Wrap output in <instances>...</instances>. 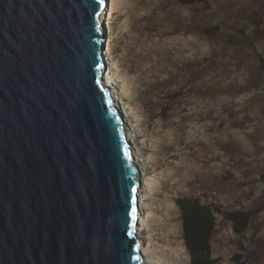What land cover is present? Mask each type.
<instances>
[{"label":"rangeland","instance_id":"1","mask_svg":"<svg viewBox=\"0 0 264 264\" xmlns=\"http://www.w3.org/2000/svg\"><path fill=\"white\" fill-rule=\"evenodd\" d=\"M109 1L107 79L141 171L146 263L192 264L177 203L190 198L214 211L218 264H264V0ZM149 85L151 123L137 90ZM234 212L251 215L242 233Z\"/></svg>","mask_w":264,"mask_h":264},{"label":"water","instance_id":"2","mask_svg":"<svg viewBox=\"0 0 264 264\" xmlns=\"http://www.w3.org/2000/svg\"><path fill=\"white\" fill-rule=\"evenodd\" d=\"M109 2L0 0V264H147Z\"/></svg>","mask_w":264,"mask_h":264},{"label":"trees","instance_id":"3","mask_svg":"<svg viewBox=\"0 0 264 264\" xmlns=\"http://www.w3.org/2000/svg\"><path fill=\"white\" fill-rule=\"evenodd\" d=\"M136 45L137 40L134 38L130 46L131 49L128 58L131 61V70L140 73V59H138L140 55L139 51L136 49ZM139 78L142 80L143 75L140 74ZM143 81L144 80L140 82V85H144ZM137 90H140L141 94L144 96V109L146 114H148L149 123H151L156 115L155 108L158 95L151 85L145 90H142V87H139ZM169 122H171V120H169ZM174 127L177 130V127ZM170 142L173 146L174 140L172 138ZM162 163L164 166H167L164 160H162ZM177 203L182 213L185 241L192 258V264H218L217 261L212 258L211 249V240L216 227V218L213 209L203 205L198 199L181 198L177 200ZM250 217L251 215L249 213L244 212H234L227 215V218L233 223L237 233L245 231L249 225Z\"/></svg>","mask_w":264,"mask_h":264},{"label":"bare ground","instance_id":"4","mask_svg":"<svg viewBox=\"0 0 264 264\" xmlns=\"http://www.w3.org/2000/svg\"><path fill=\"white\" fill-rule=\"evenodd\" d=\"M110 12H109V7L107 8V9H105V11H104V13L102 14V17H101V20H102V22L105 24V28L107 27V25H106V23H107V21L109 20V17H110ZM107 29V28H106ZM105 44H106V49H105V56H106V78H107V72H108V65H109V60L111 61V48H110V46H109V41L107 40V30H106V36H105ZM111 56V57H110ZM111 58V59H110ZM114 78H113V76H112V72H110L109 74H108V79H107V84L109 85V87L112 89V91H113V94L114 95H116L115 94V90H113V88H114ZM116 101H117V104H118V106H119V108H120V110H121V113H122V115H123V120L125 121V128H126V131H127V123H126V120H125V115H124V111L122 110V108H121V106H120V101H119V98L117 97V95H116ZM123 111V112H122ZM132 148H133V144H132ZM138 154V153H137ZM139 170H140V167H139ZM141 172V171H140ZM140 177V176H139ZM140 197H141V192H139V194H138V201H137V203H138V206H139V213H138V231H139V234H141L142 233V231H143V229H142V227H143V223H144V221H143V217H142V211H143V209H141L140 207ZM141 203H142V201H141ZM143 204V203H142ZM140 237V236H139ZM140 240H141V237H140ZM141 243H142V241H141ZM144 255V254H143ZM148 264V263H147Z\"/></svg>","mask_w":264,"mask_h":264}]
</instances>
